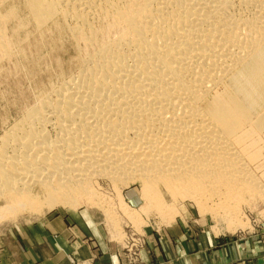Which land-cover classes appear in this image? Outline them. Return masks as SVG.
Segmentation results:
<instances>
[{"label": "bare ground", "instance_id": "6f19581e", "mask_svg": "<svg viewBox=\"0 0 264 264\" xmlns=\"http://www.w3.org/2000/svg\"><path fill=\"white\" fill-rule=\"evenodd\" d=\"M46 32L70 59L2 113L0 223L105 209L106 190L133 211L135 184L143 213L264 200L240 147L249 129L264 138V0H0V59Z\"/></svg>", "mask_w": 264, "mask_h": 264}, {"label": "rangeland", "instance_id": "374dc122", "mask_svg": "<svg viewBox=\"0 0 264 264\" xmlns=\"http://www.w3.org/2000/svg\"><path fill=\"white\" fill-rule=\"evenodd\" d=\"M17 39L22 42L19 50L0 59V125L2 113L10 106L21 103L28 105L41 94L46 93L55 79L60 62L70 59V55H65L64 50L59 49L62 45L60 38L51 32H46L42 36H29L27 39L25 36L14 38L16 42ZM240 147L253 163L256 175L264 183V138L249 129L247 140L246 142L244 140V144ZM139 188L140 186L135 184L130 190H124L123 194V201L134 212L122 211L116 195L106 190L103 198H100L105 209H96L86 204L76 206L74 210L28 211L18 217V221L14 223H0V251L10 244L9 237L6 239V236L13 230L12 228H21L23 224H35L47 215L62 213L76 219L84 229L90 227L95 233H102L112 243H119L125 252L128 264H134L140 258L141 251L146 245L147 231L169 227L176 221L187 222L191 228L203 227L207 232L221 235V242L226 240L229 243L232 241L230 239L237 240L235 249L234 247L232 249V256L234 254L238 257L227 264H264V200L259 201L257 197L243 198L242 201L235 200L236 202L232 201L231 205L221 207V210H217L216 216L211 217L209 214L201 215L196 204L188 198L174 200L167 197L166 201L168 200L169 204L174 203L175 207L172 211L143 213L140 210L143 202L138 195ZM131 193L133 196H129ZM107 219L122 224L108 225ZM130 220L136 221L135 224L126 223Z\"/></svg>", "mask_w": 264, "mask_h": 264}, {"label": "crops", "instance_id": "0c3cea01", "mask_svg": "<svg viewBox=\"0 0 264 264\" xmlns=\"http://www.w3.org/2000/svg\"><path fill=\"white\" fill-rule=\"evenodd\" d=\"M12 229L6 236L10 244L0 251V264H128L119 243L62 213ZM145 237V248L134 264H227L238 257L232 256L237 240L221 242V235L191 228L187 222L147 231Z\"/></svg>", "mask_w": 264, "mask_h": 264}]
</instances>
